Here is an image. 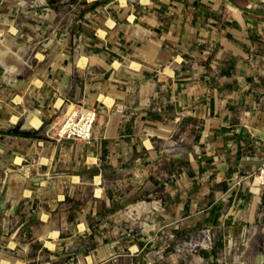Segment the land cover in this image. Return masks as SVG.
Returning <instances> with one entry per match:
<instances>
[{
	"label": "crops",
	"instance_id": "0c3cea01",
	"mask_svg": "<svg viewBox=\"0 0 264 264\" xmlns=\"http://www.w3.org/2000/svg\"><path fill=\"white\" fill-rule=\"evenodd\" d=\"M49 12L41 11L35 27L37 46L49 41L37 53L39 111L54 105L52 120L65 102L82 105L97 111V131L89 143L0 131V163L7 175L20 173L15 214L42 213L43 223L61 218L39 239L52 260L85 244L92 255L120 242L143 251L176 225L179 235L211 228L243 238L264 212L261 180H253L264 167V0H100L77 15ZM35 115L31 126L39 119L41 128L33 127L41 131L47 124ZM128 119L136 126L124 125ZM169 119L190 127V148L177 152L171 142V156L153 140L171 134L155 129ZM29 168L37 170L32 186ZM101 168L112 176L106 209L88 203L77 214L69 186L106 182ZM159 194L171 206L158 201L160 208L145 210L154 228L135 231L136 219L123 217L121 207Z\"/></svg>",
	"mask_w": 264,
	"mask_h": 264
},
{
	"label": "rangeland",
	"instance_id": "374dc122",
	"mask_svg": "<svg viewBox=\"0 0 264 264\" xmlns=\"http://www.w3.org/2000/svg\"><path fill=\"white\" fill-rule=\"evenodd\" d=\"M4 1L13 2V4L0 6V131L14 130L18 133H37L38 136H48V129L51 125L61 124L65 121L68 109L61 107H59L60 110L55 109L56 113H52L54 115L52 120L49 117H51L50 112L54 105L48 110L43 108L44 111H39L41 107L38 100L41 95L39 92L44 89L41 82L44 70L42 64L37 60V53L41 47H47L49 41L43 43L46 46H37L39 40L36 38L35 27L38 26V17L44 8L52 10V14L59 11L70 13L72 10V15H77L79 11L86 10L89 5L92 7L95 2L100 0H2V2ZM69 4H74L72 8L75 10L71 7L59 10L61 6ZM19 7L23 10L21 14L18 13ZM4 16L9 17L5 18ZM38 112L41 113L42 120L47 124L41 131H37L31 126V121L34 118L40 119L35 115ZM15 116L20 118L18 124L12 123ZM137 121L140 122V120ZM135 122V119H128V121L124 120L123 124L136 126ZM161 128L174 129L170 135L159 134L160 136L153 138L161 151L169 156L173 155L175 151H170L171 142L177 144V152L190 148V136L186 133L190 128L187 120L176 123V120L169 119L155 127L158 130ZM94 131L96 133L97 124ZM33 160L34 158L25 163L24 167L32 166L35 163ZM24 167L21 169H25ZM101 170L105 176L108 173L106 182L100 179L97 185L91 181V185H89L90 183L85 185L83 182L82 184L74 182V189H71V185L69 186L68 192L72 193V200L68 202L69 207H72L77 214L81 213L88 203H91L92 208L106 209L101 201L111 195L112 176L108 168H101ZM93 173L95 172L93 171ZM24 174L27 175L25 170ZM36 176L37 170L35 169L33 175L28 178V186H32L30 182L36 179ZM257 176L258 174L253 179L254 182ZM19 177L20 173H17L15 168L12 169V174L7 175L0 163V202L6 194L5 205L7 206H5L3 217L4 237L0 244V264H264V212L257 216V222L254 221L248 227L243 238H238V236L232 238L226 232L211 228H199L179 235L181 231L176 225L172 227V232H164L159 246L150 249L131 250L127 243L120 242L115 249L107 246L92 255V252L88 251L91 244H85L82 249L79 246L74 250L69 249L64 252L63 254L66 255L64 259L57 258V261H53L46 244L41 246L39 239H43V233L48 226H58L61 218L58 215L53 218V221L50 218L49 220L45 218L46 224L42 222L43 217L40 216L42 213L15 214L13 206L18 200L16 193L18 188L22 187ZM260 183L261 181H258V184ZM35 185L33 186L35 187ZM97 188L102 190L100 197L96 196ZM259 189L261 193L264 192V187H259ZM34 198L35 196L32 197V199ZM34 201L36 203L38 200ZM158 201H161L166 209H169L172 204V201L159 194L157 199L151 197L136 201L131 205H124L120 209V214L123 217L136 219L135 231L140 232L139 228L144 224L145 228L151 230L154 228L151 217L148 218L143 213L148 208H160V205L157 204ZM26 204V201H22L19 206L23 208ZM132 207L137 210L132 211ZM128 226V222L121 224L123 229ZM135 231L128 230L127 236L132 235ZM141 238L142 236L139 235L137 239ZM231 242H233L232 245ZM81 250H84L85 253L81 254Z\"/></svg>",
	"mask_w": 264,
	"mask_h": 264
},
{
	"label": "built area",
	"instance_id": "2783aa9c",
	"mask_svg": "<svg viewBox=\"0 0 264 264\" xmlns=\"http://www.w3.org/2000/svg\"><path fill=\"white\" fill-rule=\"evenodd\" d=\"M52 11V10H48ZM62 108L68 109V115L63 123L51 125L48 129V136L59 140H75L89 143L94 138V128L97 122V111L87 109L75 103H64ZM72 108L74 110L72 111ZM45 125H43L42 129ZM262 180L260 187H264V167L258 172ZM256 177V179H257ZM255 179V181H256Z\"/></svg>",
	"mask_w": 264,
	"mask_h": 264
},
{
	"label": "water",
	"instance_id": "95a60500",
	"mask_svg": "<svg viewBox=\"0 0 264 264\" xmlns=\"http://www.w3.org/2000/svg\"><path fill=\"white\" fill-rule=\"evenodd\" d=\"M2 0H0V6H1ZM67 7H74V4L64 5L59 8V10H62L63 8ZM6 204V194L3 196L0 202V244L3 241L4 237V226H3V217H4V208Z\"/></svg>",
	"mask_w": 264,
	"mask_h": 264
},
{
	"label": "bare ground",
	"instance_id": "6f19581e",
	"mask_svg": "<svg viewBox=\"0 0 264 264\" xmlns=\"http://www.w3.org/2000/svg\"><path fill=\"white\" fill-rule=\"evenodd\" d=\"M93 1H95V0H93ZM105 102H106V103H109L108 100H105ZM17 121H18V120H17ZM17 121H16V122H17ZM41 123H42V122H41L40 120L36 119V120L33 121V126H35L36 128H39V129H40L41 126H42ZM26 172H27V176H28V177H31V176L33 175V170H32V168H31V169L29 168ZM259 179H260V177H259ZM260 180H261V179H260ZM261 182H262V180H261ZM260 185H261V183H260ZM28 193L31 194L30 192H28ZM29 194H28V195H29Z\"/></svg>",
	"mask_w": 264,
	"mask_h": 264
},
{
	"label": "trees",
	"instance_id": "16d2710c",
	"mask_svg": "<svg viewBox=\"0 0 264 264\" xmlns=\"http://www.w3.org/2000/svg\"><path fill=\"white\" fill-rule=\"evenodd\" d=\"M100 5V1L95 2L92 7H98ZM263 203H264V197H263ZM222 247V246H221Z\"/></svg>",
	"mask_w": 264,
	"mask_h": 264
}]
</instances>
